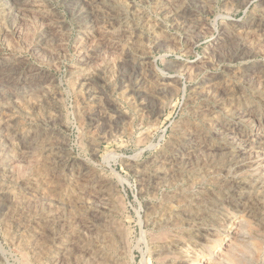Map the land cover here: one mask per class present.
Segmentation results:
<instances>
[{
	"label": "rangeland",
	"instance_id": "rangeland-1",
	"mask_svg": "<svg viewBox=\"0 0 264 264\" xmlns=\"http://www.w3.org/2000/svg\"><path fill=\"white\" fill-rule=\"evenodd\" d=\"M0 264H264V0H0Z\"/></svg>",
	"mask_w": 264,
	"mask_h": 264
},
{
	"label": "bare ground",
	"instance_id": "bare-ground-1",
	"mask_svg": "<svg viewBox=\"0 0 264 264\" xmlns=\"http://www.w3.org/2000/svg\"><path fill=\"white\" fill-rule=\"evenodd\" d=\"M221 150V149H220Z\"/></svg>",
	"mask_w": 264,
	"mask_h": 264
}]
</instances>
